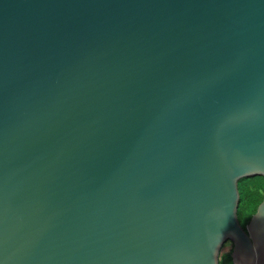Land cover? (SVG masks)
I'll return each instance as SVG.
<instances>
[{"label": "water", "instance_id": "obj_1", "mask_svg": "<svg viewBox=\"0 0 264 264\" xmlns=\"http://www.w3.org/2000/svg\"><path fill=\"white\" fill-rule=\"evenodd\" d=\"M264 0H0V264H264Z\"/></svg>", "mask_w": 264, "mask_h": 264}, {"label": "trees", "instance_id": "obj_2", "mask_svg": "<svg viewBox=\"0 0 264 264\" xmlns=\"http://www.w3.org/2000/svg\"><path fill=\"white\" fill-rule=\"evenodd\" d=\"M237 186L239 192L237 217L239 223L244 228L251 215L255 212L258 204L264 198V177L261 175H255V177L250 176L243 180V182L238 180ZM227 242L230 241H226L222 248ZM231 246L232 244H230L229 250L225 251L221 248L219 264H234L230 255Z\"/></svg>", "mask_w": 264, "mask_h": 264}, {"label": "rangeland", "instance_id": "obj_3", "mask_svg": "<svg viewBox=\"0 0 264 264\" xmlns=\"http://www.w3.org/2000/svg\"><path fill=\"white\" fill-rule=\"evenodd\" d=\"M248 177H250V176L242 177V178H240L239 180H240V182H243V180H245V179L248 178ZM252 177H255V176H252ZM263 177H264V176H263ZM229 247H230V244H229V242H227V243L225 244V246L222 248V250H223V251H225V250H229Z\"/></svg>", "mask_w": 264, "mask_h": 264}, {"label": "flooded vegetation", "instance_id": "obj_4", "mask_svg": "<svg viewBox=\"0 0 264 264\" xmlns=\"http://www.w3.org/2000/svg\"><path fill=\"white\" fill-rule=\"evenodd\" d=\"M230 243V242H229ZM231 244V243H230Z\"/></svg>", "mask_w": 264, "mask_h": 264}]
</instances>
